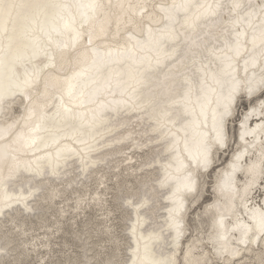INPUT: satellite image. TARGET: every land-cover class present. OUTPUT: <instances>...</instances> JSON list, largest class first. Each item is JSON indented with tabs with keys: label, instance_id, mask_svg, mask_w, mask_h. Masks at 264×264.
I'll return each mask as SVG.
<instances>
[{
	"label": "bare ground",
	"instance_id": "6f19581e",
	"mask_svg": "<svg viewBox=\"0 0 264 264\" xmlns=\"http://www.w3.org/2000/svg\"><path fill=\"white\" fill-rule=\"evenodd\" d=\"M0 2V264H264V0Z\"/></svg>",
	"mask_w": 264,
	"mask_h": 264
},
{
	"label": "rangeland",
	"instance_id": "374dc122",
	"mask_svg": "<svg viewBox=\"0 0 264 264\" xmlns=\"http://www.w3.org/2000/svg\"><path fill=\"white\" fill-rule=\"evenodd\" d=\"M243 107H247V105H244ZM242 107V108H243ZM238 134V133H237ZM232 151V149H230L229 151H228V153H226V154H224V156H222V158H221V160H219L217 163H216V165H220V164H222L223 163V161L225 162L226 161V159L227 158H229V154H230V152ZM221 154H222V151H221ZM221 161V162H220ZM213 165H214V163H213ZM213 165H212V167H213ZM212 167L210 168V170L212 169ZM209 170V171H210ZM208 171V172H209ZM213 176H214V174L213 173H211L210 174V177L208 178V183H209V191H208V193H207V195L205 196L206 198H205V200L201 203V208H204L211 200H213V188H212V185H213V183H214V181H215V179L213 178ZM96 184V183H95ZM93 187H94V184L92 185ZM72 196V195H71ZM25 220L26 219H28V218H24ZM30 222H32V224H34V226H30ZM69 223V222H68ZM9 226H10V224H8ZM26 225H29V226H26L27 228H30V227H33L34 228V232H36V233H42V232H44L45 231V229H42L41 228V224L38 226V222H36V220H34V218H30V220H26ZM191 225L193 226V222H191ZM69 225L68 224H66V227H68ZM34 232H32V233H34ZM70 234V233H69ZM28 238H30V236H28ZM66 239L67 240H69V242L70 243H75V241H74V239L72 238V234H70V236H66ZM64 248V247H63ZM75 249H78V248H76V247H74ZM79 250V249H78ZM77 250V251H78ZM58 255H60V254H58ZM39 258L38 257H36L35 255H33L31 258H29L27 261H26V264H40V262H38L39 260H38Z\"/></svg>",
	"mask_w": 264,
	"mask_h": 264
},
{
	"label": "snow or ice",
	"instance_id": "6c2138e0",
	"mask_svg": "<svg viewBox=\"0 0 264 264\" xmlns=\"http://www.w3.org/2000/svg\"><path fill=\"white\" fill-rule=\"evenodd\" d=\"M5 7H12V6L11 5L5 6L2 2H0V9H3ZM218 138L221 139V141H222V137L218 136ZM262 227H264V225H262Z\"/></svg>",
	"mask_w": 264,
	"mask_h": 264
}]
</instances>
